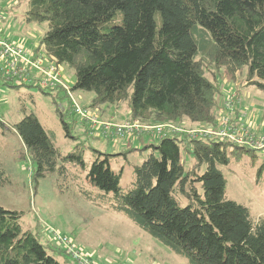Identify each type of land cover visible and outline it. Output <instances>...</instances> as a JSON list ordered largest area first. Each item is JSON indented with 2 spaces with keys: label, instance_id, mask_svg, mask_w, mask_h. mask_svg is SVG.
Instances as JSON below:
<instances>
[{
  "label": "trees",
  "instance_id": "1",
  "mask_svg": "<svg viewBox=\"0 0 264 264\" xmlns=\"http://www.w3.org/2000/svg\"><path fill=\"white\" fill-rule=\"evenodd\" d=\"M26 2L24 21L48 24L41 44L31 51H45L74 69L72 92L94 93L88 107L102 111V118L110 107L127 102L129 119L146 124L184 119L196 125L215 123L222 92L207 76L206 60L226 68L232 78L247 69V84L264 92V0ZM0 81L13 88L37 86L54 99L63 91L7 80L2 72ZM69 105L66 113L58 108L66 136L77 142L69 153L59 150L34 113L14 126L35 179L56 174L62 191L75 187L88 200L98 198L126 213L188 264H264V219L255 221L247 206L227 197L228 182L219 168L239 164L243 152L254 149L221 138L167 134L141 148L105 153L86 144L93 136L83 121L84 131L72 134L77 116ZM73 115L75 121L68 122ZM5 129L0 117V134ZM182 150L194 160L189 167ZM132 151L149 154L134 166L133 181L125 189L122 170L117 172L112 164ZM5 183L0 168V186ZM24 216L0 206V264H76L56 242L47 239L44 244L27 230Z\"/></svg>",
  "mask_w": 264,
  "mask_h": 264
},
{
  "label": "rangeland",
  "instance_id": "2",
  "mask_svg": "<svg viewBox=\"0 0 264 264\" xmlns=\"http://www.w3.org/2000/svg\"><path fill=\"white\" fill-rule=\"evenodd\" d=\"M26 8V0H0V37L22 43L25 48L32 50L41 44L48 24L26 23L23 18ZM158 23L160 24V20ZM1 32H4L3 36ZM205 62L207 76L217 85L219 83L222 92L216 107L215 123L196 125L184 119L175 124H157H174L190 138L187 132L201 133L204 130L218 129V121L228 116L233 122L243 123L248 129L252 128L254 131L251 132L254 134L264 135V92L247 84V69L237 72L232 78L226 68H218L209 60ZM63 74L64 80L71 88L76 79L75 70L63 66ZM216 75L219 76L218 80ZM56 94L58 97L54 99L37 86L22 85L13 88L0 81V117L6 127L4 133L0 134V168L5 171L7 182L0 186V206L23 212L25 228L38 235L42 243L46 244L47 239L55 243V233H60L71 238L79 249L99 264H188L186 259L176 255L170 248L138 227L126 213L109 208L98 198L94 201L88 200L75 187L62 191L56 174L35 179L34 165L14 126L25 116L34 113L53 135L59 150L64 154L71 152L77 142L66 136L58 116V108L66 113L71 101L64 90H59ZM72 95L82 107H88L95 97L94 93L86 91H75ZM53 100H56L58 105ZM128 108L127 102H123L120 106L114 105L108 110L110 115L119 110L116 122L124 124L130 121L127 119L121 122L130 115ZM97 111L100 115V110ZM76 116L75 127L72 128L74 135L84 131L81 128V117ZM75 118L74 115L72 118L69 116L67 121H75ZM88 133L93 137H90L86 144L105 153H117L109 148L108 142L111 144L112 141L123 140L112 138L108 141L96 138L90 128ZM137 135L135 133L130 139L143 136ZM153 137L148 139L147 135H144L142 140H133L132 144L127 142L129 137H126L124 140L127 143L123 150L131 147L141 148L142 141L156 142L158 137ZM253 153L256 157L252 156ZM253 153L243 152V159L239 164L232 162L219 168L228 182L227 197L247 206L252 218L258 221L264 219V150H254ZM148 154V151H132L127 159L122 156L113 162V168L117 172L122 170L120 184L123 188L127 189L131 185L134 166L143 163ZM182 159L187 167L194 161L191 155L183 150ZM86 160L90 165L92 159L89 149L86 152ZM260 168L262 174L259 181L257 173ZM99 193V190L95 192L96 195ZM57 257L60 260L65 259L58 255Z\"/></svg>",
  "mask_w": 264,
  "mask_h": 264
},
{
  "label": "built area",
  "instance_id": "3",
  "mask_svg": "<svg viewBox=\"0 0 264 264\" xmlns=\"http://www.w3.org/2000/svg\"><path fill=\"white\" fill-rule=\"evenodd\" d=\"M0 20L2 12L0 10ZM0 72L4 78L16 80L17 82L33 84L36 83L46 91L62 89L67 92L71 101L74 114L81 117L88 124L92 134L96 138L110 140L112 138L124 139L135 133L137 136L151 135L165 137L167 134L186 133L174 124H146L139 120L127 121L124 124L116 122L114 118L103 119L97 110L87 106H80L72 95L71 88L63 74V66L56 59L48 56L45 51L35 54L26 49L22 43L0 37ZM231 99V98H230ZM229 99V100H230ZM218 129L204 130L201 133L187 132L191 139L199 138H221L230 140L237 144H244L259 151L264 150V135L258 136L246 128L243 123H235L228 116L218 121ZM242 130V133L240 131ZM136 137V136H135ZM56 243L65 249L66 253L76 264H99L93 257L79 249L73 240L60 233H55Z\"/></svg>",
  "mask_w": 264,
  "mask_h": 264
},
{
  "label": "crops",
  "instance_id": "4",
  "mask_svg": "<svg viewBox=\"0 0 264 264\" xmlns=\"http://www.w3.org/2000/svg\"><path fill=\"white\" fill-rule=\"evenodd\" d=\"M74 93V92H73ZM110 110H107V113H105V115H104V118H106V119H110L111 117H114V118H117V116H118V112H119V110H117L115 113H113L112 115H110V112H109ZM101 113H102V111H100ZM127 116V115H126ZM125 118V117H124ZM130 118V115L128 116V117H126V119H124V120H122L121 122H123V121H126L127 119H129ZM144 136V135H143ZM143 136L142 137H140V138H133V139H130V138H128L127 139V142H129L130 144H132V142H133V140H142L143 139ZM147 137H148V139H152V138H154L153 136H149V135H147ZM108 141H110V140H108ZM124 139L122 140V141H120V142H114V141H112V143L110 144V142H108L109 143V148H111V149H113V150H116V152L117 151H122L123 149H125V147H126V143H127ZM140 144H142L143 146L145 145V144H147V143H145V142H140ZM132 148H134V147H131L130 149H132ZM136 148H138V147H136ZM128 149H126V150H123V151H127ZM114 152V151H113Z\"/></svg>",
  "mask_w": 264,
  "mask_h": 264
}]
</instances>
